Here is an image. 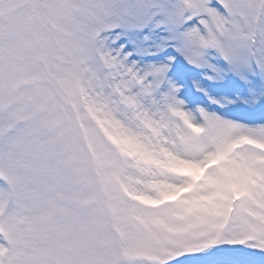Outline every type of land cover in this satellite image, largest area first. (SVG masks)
<instances>
[{
    "label": "snow or ice",
    "instance_id": "obj_1",
    "mask_svg": "<svg viewBox=\"0 0 264 264\" xmlns=\"http://www.w3.org/2000/svg\"><path fill=\"white\" fill-rule=\"evenodd\" d=\"M0 264H264V0H0Z\"/></svg>",
    "mask_w": 264,
    "mask_h": 264
}]
</instances>
